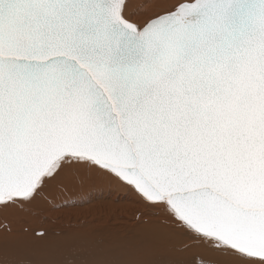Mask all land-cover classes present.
<instances>
[{"label": "snow or ice", "instance_id": "obj_1", "mask_svg": "<svg viewBox=\"0 0 264 264\" xmlns=\"http://www.w3.org/2000/svg\"><path fill=\"white\" fill-rule=\"evenodd\" d=\"M0 264H264V0H0Z\"/></svg>", "mask_w": 264, "mask_h": 264}, {"label": "rangeland", "instance_id": "obj_2", "mask_svg": "<svg viewBox=\"0 0 264 264\" xmlns=\"http://www.w3.org/2000/svg\"><path fill=\"white\" fill-rule=\"evenodd\" d=\"M97 190L98 191L102 190L101 185L95 186L90 191L84 190L88 193L87 198L89 202L87 204H82V205L78 203V206L68 209L67 214H65L63 219L60 220L58 223L61 226L65 227L66 223H72L73 221H80L81 219L89 220L91 218L100 219L99 222L100 225H105L110 223L112 225H115V224H119L120 222L126 223V221L121 220L119 217L122 215H126V212L124 210L127 207V204L125 203L118 204L117 201L111 202V200L107 198H102L103 195H101V197L97 199L93 198L92 193ZM77 195H79V193H77ZM93 199H95L96 201L94 200L95 202H91ZM97 203H105V204L113 203L118 205L117 208H115L114 210H109L105 213L101 206L96 209L91 208L92 204H96L98 206L99 204Z\"/></svg>", "mask_w": 264, "mask_h": 264}, {"label": "bare ground", "instance_id": "obj_3", "mask_svg": "<svg viewBox=\"0 0 264 264\" xmlns=\"http://www.w3.org/2000/svg\"><path fill=\"white\" fill-rule=\"evenodd\" d=\"M98 186V185H96ZM102 190L101 191H95L92 193V197L93 198H100L101 195L102 198H107L109 200H111V202H115L117 201L118 204L121 203H126V201L124 200H117L118 195H121L120 193H117L116 191H112L110 190L107 186L101 185ZM84 190H88L87 188H85ZM102 192V193H101ZM101 193V194H99ZM106 199V200H107ZM95 199H93L91 202H95ZM99 204L98 206L96 204H92L91 208L92 209H96L98 207H102L103 211L106 213L109 210H114L115 208H117L118 204H113V203H97ZM100 219H94L91 218L89 220H85V219H81L80 221H73L72 223H66L65 228H67L70 232L72 233H96V234H100V235H108V234H123V226L126 223L120 222L119 224H115L112 225L110 224H105V225H100L99 224Z\"/></svg>", "mask_w": 264, "mask_h": 264}]
</instances>
